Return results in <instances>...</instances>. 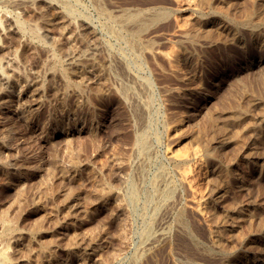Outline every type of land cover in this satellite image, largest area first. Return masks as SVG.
<instances>
[{"label":"rangeland","instance_id":"1","mask_svg":"<svg viewBox=\"0 0 264 264\" xmlns=\"http://www.w3.org/2000/svg\"><path fill=\"white\" fill-rule=\"evenodd\" d=\"M33 1L0 0L10 261L264 264V0Z\"/></svg>","mask_w":264,"mask_h":264},{"label":"bare ground","instance_id":"2","mask_svg":"<svg viewBox=\"0 0 264 264\" xmlns=\"http://www.w3.org/2000/svg\"><path fill=\"white\" fill-rule=\"evenodd\" d=\"M35 1V0H34ZM33 1V2H34ZM39 1V0H38ZM55 1H57V0H55ZM104 1V0H103ZM19 2V1H18ZM30 2V1H29ZM97 2V1H96ZM101 2V1H100ZM105 2V1H104ZM32 3V2H31ZM42 3V2H41ZM57 3V2H56ZM99 3V2H98ZM106 3V2H105ZM20 4V3H19ZM68 4H69V2H68ZM90 4V3H89ZM94 4V3H93ZM103 4V3H102ZM7 5H9V4H7ZM64 6V5H63ZM93 6V5H92ZM158 6V5H157ZM43 7V6H42ZM66 6H64L63 7V10L64 11H67L66 9H67V7L65 8ZM98 7V6H97ZM54 8V7H53ZM3 9V8H2ZM69 9V8H68ZM110 9V8H109ZM180 9V8H179ZM45 10V9H44ZM47 10V9H46ZM77 11V10H76ZM181 11V10H180ZM3 12V11H2ZM8 12V11H7ZM11 12V11H10ZM70 12V11H69ZM1 13V12H0ZM74 13V12H73ZM134 13V12H133ZM154 13H156V12H154ZM153 13V14H154ZM158 13V12H157ZM215 13V12H214ZM5 14V13H4ZM66 14V13H65ZM97 14V13H96ZM81 15H82V13H81ZM86 15V14H85ZM100 15V14H99ZM103 15V14H102ZM125 15V14H124ZM157 15V14H156ZM161 15V14H160ZM167 15V14H166ZM8 16V15H7ZM10 16V15H9ZM62 16V15H61ZM65 16H68V14L67 15H65ZM144 16H146V15H144ZM144 16H143V18H144ZM71 17V16H70ZM163 18L164 17V15L162 14L161 16H159V14H158V16L155 18V19H153V15H152V19L155 21L156 19H160V18ZM5 18V17H4ZM7 18V17H6ZM113 18V17H112ZM121 18V17H120ZM120 18H118V19H120ZM123 18V17H122ZM121 18V19H122ZM127 18V21L129 22V23H133L134 24V22L135 23H137L136 21H137V19L135 18V17H126ZM129 18V19H128ZM161 18V19H162ZM60 19V18H59ZM86 19V18H85ZM94 19V18H93ZM138 19H139V16H138ZM149 19V18H148ZM76 20V19H75ZM110 20V19H109ZM116 20V19H115ZM141 21H144V20H142V19H140ZM63 21V20H62ZM68 21V20H67ZM108 21V20H107ZM122 21V20H121ZM126 21V20H125ZM140 21V22H141ZM153 21V22H154ZM76 22H77V20H76ZM138 22H139V20H138ZM140 22H139V24H140ZM250 22V21H249ZM20 23V22H19ZM49 23V22H48ZM55 23V22H54ZM62 23V22H61ZM87 23V22H86ZM118 23H119V21H118ZM123 23V22H122ZM143 23H145V22H143ZM8 24V23H7ZM75 24V23H74ZM127 24V23H126ZM152 24V23H151ZM194 24V23H193ZM11 25V24H10ZM21 25V24H20ZM26 25V24H25ZM78 25V24H77ZM131 25V24H130ZM146 24H142L141 23V29L142 28H144L143 26H145ZM148 25V24H147ZM154 25V24H153ZM156 25V24H155ZM220 25V24H219ZM9 26V25H8ZM28 26V25H27ZM101 26H102V24H101ZM106 26V25H105ZM129 26V25H128ZM21 27V26H20ZM28 27H30V26H28ZM34 27V26H33ZM65 27V26H64ZM97 27V26H96ZM124 27V26H123ZM10 28V27H9ZM8 28V29H9ZM31 28V27H30ZM128 28V27H127ZM137 28V27H136ZM146 28V27H145ZM23 29V28H22ZM65 29V28H64ZM72 29V28H71ZM108 29V28H107ZM141 29H139V27H138V30H141ZM15 30V29H14ZM31 30V29H30ZM39 30V29H38ZM111 30V29H110ZM135 30V29H134ZM145 30V29H144ZM196 30V29H195ZM12 31V30H11ZM25 31V30H24ZM72 31H73V29H72ZM37 32V31H36ZM112 32V31H111ZM111 32H109V33H111ZM125 32V31H124ZM138 32V31H137ZM135 33V32H134ZM69 34V33H68ZM112 34H113V32H112ZM118 34V33H117ZM83 35V34H82ZM113 35H115V34H113ZM34 37V36H33ZM109 37H110V35H109ZM124 37V36H123ZM31 38V37H30ZM120 38V37H119ZM118 38V39H119ZM141 38V37H140ZM4 39V38H3ZM38 39V38H37ZM96 39V38H95ZM2 40V39H1ZM41 40V39H40ZM75 40V39H74ZM125 40V39H124ZM127 40V39H126ZM44 41V40H43ZM128 41V40H127ZM98 42H99V40H98ZM147 42V41H146ZM71 43V42H70ZM93 43V42H92ZM107 43V42H106ZM115 43V42H114ZM120 43V42H119ZM128 43V42H127ZM144 43H145V41H144ZM148 43V42H147ZM151 43V42H150ZM2 44V43H1ZM135 44H137V43H135ZM46 45H48V44H46ZM75 45V44H74ZM117 45V44H116ZM31 46V45H30ZM49 46V45H48ZM102 46V45H101ZM72 47V46H71ZM90 47H93V46H90ZM120 47V46H119ZM125 47V46H124ZM142 47V46H141ZM147 47V46H146ZM40 48V47H39ZM42 48H43V46H42ZM148 48V47H147ZM48 49V48H47ZM32 50V49H31ZM55 50V49H54ZM76 50V49H75ZM112 50V49H111ZM34 51V50H33ZM50 51V50H49ZM143 51H145V50H143ZM142 51V52H143ZM2 51H1V49H0V53H1ZM41 52V51H40ZM46 52V51H45ZM48 52V51H47ZM135 52V51H134ZM37 53H39V52H37ZM49 53V52H48ZM146 53V52H145ZM124 54V53H123ZM142 54V53H141ZM1 55V54H0ZM58 56H60V55H58ZM67 56V55H66ZM65 56V57H66ZM78 56V55H77ZM1 57V56H0ZM72 58V57H71ZM73 58H75V57H73ZM1 59V58H0ZM129 59V58H128ZM1 60H3V58L1 59ZM9 60V59H8ZM74 60V59H73ZM76 60V59H75ZM4 61H6V60H4ZM68 61V60H67ZM145 61V60H144ZM80 62V61H79ZM174 62V61H173ZM110 63V62H109ZM131 63V62H130ZM2 64V63H1ZM113 64V63H112ZM120 64V63H119ZM137 64V63H136ZM11 65V64H10ZM60 65V64H59ZM67 65V64H66ZM9 66V65H8ZM76 66V65H75ZM1 67H3V66H1ZM11 68H12V66H10ZM70 67V66H69ZM133 67V66H132ZM64 68V67H63ZM113 68V67H112ZM57 69H59V68H57ZM115 69V68H114ZM113 70V69H112ZM112 70H111V72H112ZM123 70V69H122ZM12 71V70H11ZM14 71V70H13ZM12 71V72H13ZM61 71H63V69L61 70ZM73 71V70H72ZM114 71V70H113ZM118 71V70H117ZM63 72H65V71H63ZM7 74H9V73H7ZM61 74V73H60ZM128 74V73H127ZM59 75V74H58ZM126 75V74H125ZM1 76V80H5V76L4 75H0ZM114 76H115V74H114ZM119 76V75H118ZM117 76V77H118ZM128 76V75H127ZM11 77H12V75H11ZM126 77V76H125ZM65 77H63V79H64ZM119 78V77H118ZM83 79V78H82ZM124 79V78H123ZM126 80V79H125ZM131 80V79H130ZM147 80V79H146ZM12 81V80H11ZM81 81V80H80ZM82 82V81H81ZM122 84H124V83H122ZM136 84V83H135ZM141 84H143V83H141ZM0 86H2V85H0ZM5 86H6V84H5ZM8 86V85H7ZM120 86H122V85H120ZM141 87H143V86H141ZM137 88V87H136ZM140 88V87H139ZM144 88H145V86H144ZM121 90V89H120ZM9 91V90H8ZM7 92V91H6ZM126 92V91H125ZM146 92V91H145ZM148 93V92H147ZM137 94V93H136ZM138 94H141V93H138ZM127 96V95H126ZM137 96H139V95H137ZM136 97V96H135ZM144 97V96H143ZM128 98V97H127ZM129 99H130V97H129ZM143 100H144V98H143ZM133 104V103H132ZM145 105V104H144ZM131 107V106H130ZM139 107V106H138ZM261 108V107H260ZM150 109V108H149ZM132 111H133V109H132ZM135 111V110H134ZM133 111V112H134ZM137 111V110H136ZM135 111V112H136ZM149 113H150V111H149ZM133 114V113H132ZM143 118V117H142ZM141 118V119H142ZM137 119V118H136ZM140 119V120H141ZM139 120V121H140ZM213 121V120H212ZM143 125V124H142ZM75 126V125H74ZM139 127V126H138ZM225 127V126H224ZM136 128V127H135ZM150 128V127H149ZM137 129V128H136ZM142 129V128H141ZM155 129V128H154ZM70 132H73V130L72 129H70V128H67V129H64V130H60V131H57V132H55V135H65V134H68V133H70ZM216 133V132H215ZM138 134V133H137ZM136 135V134H135ZM143 136H144V134H142ZM153 135V134H152ZM139 136H140V134H139ZM145 138V137H144ZM144 138H143V141H144ZM217 139V138H216ZM142 141V139H140V142ZM142 141V143H144V142H146V140L143 142ZM139 142V141H138ZM149 143V142H148ZM138 144V143H137ZM150 144V143H149ZM148 144V145H149ZM146 145V144H145ZM141 147H142V145H140ZM140 147V148H141ZM149 147H150V145H149ZM156 147V146H155ZM139 148V147H138ZM145 150V149H144ZM133 152V151H132ZM251 152V151H250ZM137 154V153H136ZM213 156V155H212ZM134 158V157H133ZM210 158V157H209ZM147 159H148V157H147ZM150 164V163H149ZM134 165V164H133ZM182 165V164H181ZM186 165V164H185ZM138 166V165H137ZM183 166V165H182ZM13 167V166H12ZM174 167V166H173ZM176 167V166H175ZM180 168V167H179ZM12 169V168H11ZM136 169V168H135ZM141 169H143V168H141ZM158 170V169H157ZM135 171V170H134ZM142 171V170H141ZM145 171V170H144ZM172 171V170H171ZM179 171V170H178ZM142 173V172H141ZM183 173V172H182ZM186 173V172H185ZM143 174H144V172H143ZM151 174V173H150ZM158 174V173H157ZM160 174V173H159ZM165 174V173H164ZM173 174V173H172ZM131 175V174H130ZM139 176H140V174H138ZM137 175V176H138ZM185 175V174H184ZM166 176V175H165ZM183 176V175H182ZM189 176V175H188ZM1 177V176H0ZM155 177H158V176H155ZM146 178V177H145ZM148 178V177H147ZM183 178V177H182ZM189 178V177H188ZM193 178V177H192ZM184 179V178H183ZM185 180V179H184ZM193 180V179H192ZM169 181V180H168ZM195 181V180H194ZM157 183V182H156ZM193 183H195V182H193ZM166 184V183H165ZM132 185V184H131ZM130 185V186H131ZM148 185V184H147ZM157 185V184H156ZM186 185V184H185ZM190 185V184H189ZM169 186V185H168ZM135 187V186H134ZM165 187V186H164ZM169 187H171V186H169ZM168 187V189L167 190H165V192H164V198H166V200L167 199H169V196H170V193H172L173 191H172V189H170ZM173 188H174V186H172ZM171 187V188H172ZM190 187V186H189ZM195 187V186H194ZM196 188V187H195ZM21 189V188H20ZM132 189V188H131ZM154 190H155V188H153ZM180 189V188H179ZM193 189V188H192ZM44 190V189H43ZM128 191H129V189H127ZM174 190V189H173ZM177 190V189H176ZM108 191V190H107ZM160 191V190H159ZM172 191V192H171ZM178 191H180V190H178ZM19 192V191H18ZM136 192V191H135ZM139 192H140V190H139ZM154 192V191H153ZM175 192V191H174ZM123 193V192H122ZM147 194V193H146ZM154 194V193H153ZM156 194V193H155ZM158 194V193H157ZM161 194H162V192H161ZM173 194V193H172ZM172 194H171V196L170 197H172ZM179 194V193H178ZM70 195V194H69ZM120 195H122V194H120ZM162 196V195H161ZM160 196V197H161ZM69 197V196H68ZM129 197V196H128ZM160 197H159V199H160ZM178 197V196H177ZM216 197V196H215ZM131 198H136L135 197V194H134V192L133 193H131ZM138 198V197H137ZM152 198V197H151ZM175 198V197H174ZM133 199H130L131 201L133 200ZM146 199V198H145ZM149 199V198H148ZM147 200V199H146ZM131 201H129L130 203H131ZM133 201H135V200H133ZM150 202V201H149ZM128 203V202H127ZM134 203V202H133ZM132 203V204H133ZM135 203H137V199H136V201H135ZM146 203V202H145ZM160 203H162V202H160ZM167 203V202H166ZM176 203H177V201H176ZM20 204V203H19ZM164 204V203H163ZM15 205H16V203H15ZM126 205H128V204H126ZM147 205H149V204H147ZM160 205V204H159ZM166 205V204H165ZM175 206V205H174ZM19 207V206H18ZM150 207V206H149ZM154 207V206H153ZM159 207V206H158ZM161 207H163L162 205H161ZM176 207V206H175ZM174 207V208H175ZM7 208V207H6ZM23 208V207H22ZM155 208H156V206H155ZM154 208V209H155ZM164 208V207H163ZM166 208H168V205H166ZM172 208V207H171ZM177 208V207H176ZM20 209V208H19ZM160 209H162V208H160ZM9 209L7 208V211H8ZM142 210V209H141ZM159 210V209H158ZM163 210V209H162ZM165 210V209H164ZM147 211V210H146ZM155 211V210H154ZM180 211H181V209H180ZM167 212H168V210H167ZM3 213V212H2ZM158 213H159V211H158ZM4 215H6V214H4ZM166 216H167V214H165ZM160 216V215H159ZM170 216V215H169ZM1 218H2V215H1ZM153 218H155V217H153ZM71 219V218H70ZM81 219V218H80ZM146 219V218H145ZM157 219V218H156ZM176 219V218H175ZM178 219V218H177ZM1 220V219H0ZM7 220V219H6ZM121 221V220H120ZM160 221V220H159ZM183 221V220H182ZM182 221H181V223H182ZM8 222V221H7ZM6 222V223H7ZM12 222L13 221H11V223L10 224H12ZM155 222V221H154ZM184 222V221H183ZM128 223V222H127ZM158 223V222H157ZM150 224H152V222L150 223ZM149 224V225H150ZM176 224H178V223H176ZM14 225V224H13ZM162 225H163V223H162ZM2 226V225H1ZM70 226V225H69ZM184 226V225H183ZM150 228L152 227V226H149ZM155 227V226H154ZM176 227V226H175ZM127 228V227H126ZM130 228V227H129ZM150 228H147V230H149ZM160 228V227H159ZM158 228V229H159ZM165 228V229H164ZM163 229L164 230H166V226L164 227ZM180 228V227H179ZM124 229V228H123ZM152 229V228H151ZM162 229V230H163ZM9 228L7 227V226H5L4 228H3V234L4 235H8L9 233ZM35 230H36V228H35ZM146 230V231H147ZM163 230V231H164ZM18 231V230H17ZM21 232V231H20ZM124 232V231H123ZM129 232V231H128ZM144 232V231H143ZM149 232V231H148ZM147 232V233H148ZM162 232V231H161ZM11 233H13V232H11ZM10 233V235H12ZM150 233V232H149ZM151 233H152V231H151ZM154 233H155V231H154ZM69 234V233H68ZM124 234V233H123ZM184 234V233H183ZM2 235V234H1ZM154 235V234H153ZM157 235H159V237H161L163 234L161 233V234H157ZM69 236V235H68ZM4 237V236H3ZM9 237V236H8ZM129 237H130V235H129ZM145 237H146V235H145ZM147 237H148V234H147ZM149 237H150V234H149ZM146 238V239H149L148 241H150V242H154L155 241V239L156 238H152V239H150V238ZM11 238V237H10ZM16 238V237H15ZM22 238H24V237H22ZM122 238V237H121ZM142 238H144V237H142ZM162 238V237H161ZM179 238V237H178ZM74 239V238H73ZM78 239V238H77ZM123 239V238H122ZM135 239V238H134ZM145 239V238H144ZM183 239V238H182ZM4 240V239H3ZM157 240H158V238H157ZM156 240V241H157ZM19 241V240H18ZM93 241V240H92ZM122 241V240H121ZM143 241V240H142ZM3 242V241H2ZM6 242V241H5ZM141 242V241H140ZM140 242H139V244H140ZM144 242L146 243V240H144ZM144 242H142V243H144ZM162 242V241H161ZM185 242V241H184ZM187 242H188V240H187ZM68 243V242H67ZM133 243V242H132ZM155 243V242H154ZM18 244V243H17ZM80 244V243H79ZM139 244H138V246H139ZM148 244H149V242H148ZM151 244V243H150ZM150 244H149V246H150ZM142 245V244H141ZM161 245V244H160ZM189 245V244H188ZM8 246V245H7ZM86 246V245H85ZM133 246V245H132ZM145 246H147V245H145ZM26 247V246H25ZM165 247V246H164ZM187 247V246H186ZM10 248V247H9ZM19 248V247H18ZM81 248V247H80ZM84 248H86V247H84ZM98 248V247H97ZM142 248V247H141ZM160 248V247H159ZM190 248V247H189ZM21 249V248H20ZM34 249V248H33ZM48 249V248H47ZM68 249V248H67ZM78 249V248H77ZM90 249V248H89ZM92 249V248H91ZM95 249V248H94ZM187 249V248H186ZM192 249V248H191ZM8 250H10V249H7V248H5L4 247V244H3V247L1 246L0 247V264H26L25 263V261L24 260H22L21 258L20 259H17L16 260V262L15 263H12L11 261H10V258L11 257H9L8 256ZM25 250V249H24ZM29 250H30V248H29ZM17 251V250H16ZM15 251V252H16ZM89 251H92V250H89ZM139 251V250H138ZM155 250H153V252H154ZM187 251V250H186ZM22 252V251H21ZM26 252V251H25ZM69 252V251H68ZM73 252V251H72ZM136 252V251H135ZM152 252V253H153ZM11 253V252H10ZM76 253V252H75ZM99 253V252H98ZM184 253H186V252H184ZM191 253V252H190ZM205 253V252H204ZM51 254V253H50ZM93 254V253H92ZM137 254V253H136ZM25 255H27V254H25ZM89 255V254H88ZM117 255V254H116ZM123 255V254H122ZM23 256V255H22ZM41 256V255H40ZM151 256V255H150ZM191 256H192V254H191ZM16 257V256H15ZM147 257V256H146ZM97 258V257H96ZM116 258V257H115ZM136 258V257H135ZM16 259V258H15ZM43 259H45V258H43ZM145 259V258H144ZM143 259V260H144ZM188 259V258H187ZM85 260V259H84ZM94 260V259H93ZM96 260V259H95ZM136 260V259H135ZM101 261V260H100ZM109 261V260H108ZM134 261V260H133ZM29 262V261H28ZM46 262V261H45ZM136 262V261H135ZM55 263V262H54ZM82 263V262H81ZM133 263V262H132ZM142 263H144V261L142 262ZM38 264H39V262H38ZM80 264V263H79ZM138 264V263H137Z\"/></svg>","mask_w":264,"mask_h":264}]
</instances>
